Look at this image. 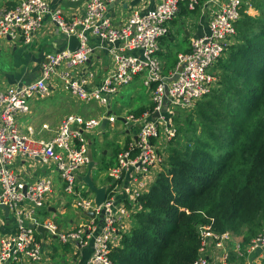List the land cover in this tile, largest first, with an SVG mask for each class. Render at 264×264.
<instances>
[{"label": "built area", "instance_id": "built-area-1", "mask_svg": "<svg viewBox=\"0 0 264 264\" xmlns=\"http://www.w3.org/2000/svg\"><path fill=\"white\" fill-rule=\"evenodd\" d=\"M115 1L84 0L83 13L70 19L48 0H15L0 10L1 37L29 45L48 18L66 38L63 50L45 55L34 80L0 86V217L5 206L12 221L10 230L0 225V264L40 262L46 242L53 239L76 252L88 249L87 264H114L111 247L128 231L132 216L141 209L138 197L148 191L164 166L165 149L176 134V110L191 108L216 86L214 65L233 42L237 20L253 10L250 0L213 1L208 32L191 37L189 50L178 52L167 71L157 55L159 39L170 34L168 23L182 2L194 10L199 1L160 0L114 23L106 11ZM72 35L79 42L73 51L67 48ZM92 39L98 44H92ZM96 49L108 57V68L100 76L89 66ZM136 79L146 88L150 102L139 114L132 111L121 118L111 112L88 118L68 114L47 140L34 136L30 123L21 126V118L31 114L30 101L45 97L54 88L83 101L96 100L110 110L113 96ZM104 118L110 124L121 120L127 140L116 153L114 165L108 167L110 183L104 186L105 198L97 205L94 196L80 191H90L82 179L88 172L91 149L85 133L99 130ZM41 127L50 129L46 123ZM25 160L38 162L48 172L27 181L18 170L19 162ZM53 170L57 175H52ZM57 187L85 215L83 222L62 229L52 217L41 216L49 210L47 197ZM119 193L124 194L121 201L117 200ZM197 232L200 246L193 264H213L211 250L219 264H227L231 232H216L211 224H198ZM40 233L42 240L37 237ZM247 245L250 251L264 246V224Z\"/></svg>", "mask_w": 264, "mask_h": 264}, {"label": "trees", "instance_id": "trees-1", "mask_svg": "<svg viewBox=\"0 0 264 264\" xmlns=\"http://www.w3.org/2000/svg\"><path fill=\"white\" fill-rule=\"evenodd\" d=\"M250 1L254 13H242L214 65L216 86L202 97L211 101L196 112L199 132L191 117L177 125L174 116L164 166L138 197L134 224L111 247L114 264H193L198 224L245 229V240L264 224V0ZM188 130V142L179 141Z\"/></svg>", "mask_w": 264, "mask_h": 264}, {"label": "crops", "instance_id": "crops-1", "mask_svg": "<svg viewBox=\"0 0 264 264\" xmlns=\"http://www.w3.org/2000/svg\"><path fill=\"white\" fill-rule=\"evenodd\" d=\"M48 1L52 7L60 8L67 19L83 13L84 0ZM198 1L199 4L194 10H189L187 7L182 6V3L185 4V2H182L180 4L179 12L168 23L170 27L176 22L179 26V30L173 29L172 31L170 27V34L159 39L157 55L167 71L173 67L178 52L189 50L191 37L201 36L208 32L210 7L212 6L213 1L221 0ZM13 2H15V0ZM13 2L11 3L10 1L7 5L10 6ZM158 2H160V0H117L108 6L106 14L114 23H120L125 20L133 10H145L153 7ZM7 5L0 7V10L7 7ZM252 13H254V10H252ZM44 24V28L35 35L33 42L29 45L17 43L0 36V57L1 55L4 56L3 58H0V86L6 84H22L34 80L39 75L40 63L45 55L52 51H57L61 45L66 43L64 35L49 21L48 18ZM178 32H181L183 35L181 39L176 38V33ZM91 43L97 45L98 40L92 39ZM172 46L178 47V49L175 50L173 57L170 56ZM106 59H108L106 53L98 49L94 51V54L91 57L89 66L98 74V76L102 75V73L108 68V61L106 62ZM169 61H172L170 66H168ZM61 91L62 90L59 88H54L45 97L34 98L30 101V117L32 121L30 124L35 129L34 136L42 137L47 140L51 137L53 130L57 127L63 117L68 114H79L73 111L71 103L72 97ZM144 108H146V106H144ZM43 123H46L50 129H42L41 125ZM21 126L24 128L22 123ZM114 163L115 159L109 167L114 165ZM38 168H40L38 164L32 166L28 160L20 161L18 164L19 172L25 176L27 181H30L33 177L40 176V170L44 175L48 172V170L43 167L41 169ZM52 175L54 176L53 173ZM55 183L58 185V181H55ZM96 186L101 187V185ZM56 190L60 194V188L57 187ZM54 194H56V192L52 193L49 197V210L42 212L41 216L52 217L62 229L70 228L85 220V217L80 215L78 216V220L73 217L65 216L64 214L67 212L68 208H72L68 201L69 199H66L68 201L67 203H62L59 207H56L54 203L55 199L52 198L54 197L57 199V195L54 196ZM88 195L95 196L92 191H89ZM123 197L124 194L119 193L117 200L121 201ZM56 213L64 215L59 223L55 217ZM5 219L2 228L10 230V228H12L10 216L8 218L5 217ZM262 223H264V220ZM133 224L134 221L131 219L128 230ZM245 233V229H242L239 234H233L231 232L232 238L227 245V264H264V246H260L251 251L248 250L247 243L251 237L248 240H245ZM41 234L42 233L37 235L40 240L43 239ZM48 242L46 243L48 244ZM47 244L43 249L44 255L42 260L31 264H50L49 260L51 261V259H53L52 257H54V259L57 257L55 254L57 249L52 247L51 244L48 246ZM237 244L239 249L236 248ZM66 247L68 248L67 252L69 255L66 259H62V261L59 260L62 264H87L86 260L89 254L88 249L76 252L69 246ZM210 257H212L210 260L213 264H219V262L215 260V254L212 250L210 252Z\"/></svg>", "mask_w": 264, "mask_h": 264}, {"label": "rangeland", "instance_id": "rangeland-1", "mask_svg": "<svg viewBox=\"0 0 264 264\" xmlns=\"http://www.w3.org/2000/svg\"><path fill=\"white\" fill-rule=\"evenodd\" d=\"M10 1L12 3L14 0H0V7L7 5ZM182 6L186 7V3L185 4L182 3ZM44 25L42 26L41 29L44 28ZM170 27L172 31L173 29L179 30L178 28L179 26L177 25L176 22H174ZM182 36L183 35L181 32L176 33V38L181 39ZM177 49H178L177 46H172L171 54H170L171 57L174 56V52ZM3 57L4 56L1 55L0 58ZM107 61L108 59H106V62ZM170 64H172V61H169L168 66H170ZM61 92L68 94L72 97L71 103H72L73 111L79 113V115L83 116L84 118H88L90 116L101 117L105 115L108 111L106 105L100 104L96 100L83 101L73 96L69 92H66L64 90H62ZM210 96L211 95H209L207 98H202L201 100L196 102L195 105L190 109L178 108L175 113V115L177 116L176 124L177 125L182 124L187 117H191L192 122L196 124V127L198 126V130L196 131L199 132L200 121L197 120L196 112L197 109H199V104H203L205 102L211 101ZM149 105L150 102L148 100V94L146 88L142 86L139 80L136 79L132 83L123 86L121 89H119L118 93L115 96H113L110 103V110L115 114L116 117H119L121 114L134 111L133 109L137 107H144V106L148 107ZM21 123L23 124V126H25L28 123H32L31 117L29 115L22 117ZM125 129L126 128L125 126H123V122L119 119H116V121L113 124L106 123L104 127H102L100 130H98V128H95L94 130L85 133L86 138L90 141V148L92 151V158L94 161V166L91 171V178L95 185L104 186L110 183V179L107 176L108 167L114 161L115 159L114 157L116 153L119 151L120 148L123 147V145L127 140V136L125 135ZM191 133L192 132L188 130L185 134H180L178 140L183 143L188 142V137ZM29 162L32 166L34 164H38L40 167L38 169L42 168V166L36 161H29ZM52 173L54 175H57V172L55 170H53ZM39 174L44 175V173H42L41 170L39 171ZM60 185H62L61 181H60ZM54 192H56L54 196L57 195V199L54 197L52 199H55L54 203L56 207H59L60 204L62 203H66L67 202L66 199H69V197L63 195L61 190H60V194L57 190H54L52 193ZM80 192L82 195L88 194L84 189H82ZM50 195L47 197L48 203L50 201L49 198ZM64 215L73 217L77 220L79 215L85 217V215H83L80 211H78L74 207L72 208L69 207ZM64 215H60L59 213H56L55 217L58 223L60 222V220ZM262 215H263L262 220H264V213ZM3 221H5L4 213L3 216L0 217L1 226L4 225ZM49 244H51L52 247H55L57 249V252L55 253L57 257H55V259L54 257H52L53 259H51V261L49 260L50 264H62L60 261H62V259H66L69 255L67 252L68 248L65 245L61 244L57 239L50 240L47 246Z\"/></svg>", "mask_w": 264, "mask_h": 264}, {"label": "water", "instance_id": "water-1", "mask_svg": "<svg viewBox=\"0 0 264 264\" xmlns=\"http://www.w3.org/2000/svg\"><path fill=\"white\" fill-rule=\"evenodd\" d=\"M79 45V42L77 40V38L75 36H69L68 39H67V48L71 51L77 49ZM66 46V43H64L63 45H61L58 49H57V52L63 50ZM113 113L112 111L108 110L107 111V114L109 113ZM118 118H121V117H118ZM106 124V118L103 119L102 123H101V126L99 128V130L104 127V125ZM88 157H89V160H90V163H89V167H88V172L86 173V175H84L82 177V179L86 182L87 184V187L90 191H92L94 193V197H95V202L97 205H100L104 198H105V187L104 186H101V187H97L94 182L92 181V178L89 176V173H90V170H91V167L92 165L94 164V161H93V158H92V151L91 149L88 151ZM2 208L4 209V216L6 218H8V210L5 206H2ZM88 215L90 216H93L94 213L93 212H88L87 213ZM38 229L41 231V228L38 227Z\"/></svg>", "mask_w": 264, "mask_h": 264}]
</instances>
